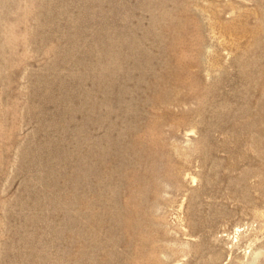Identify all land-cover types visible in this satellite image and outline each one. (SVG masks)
<instances>
[{
  "label": "rangeland",
  "instance_id": "374dc122",
  "mask_svg": "<svg viewBox=\"0 0 264 264\" xmlns=\"http://www.w3.org/2000/svg\"><path fill=\"white\" fill-rule=\"evenodd\" d=\"M0 264H264V0H0Z\"/></svg>",
  "mask_w": 264,
  "mask_h": 264
}]
</instances>
